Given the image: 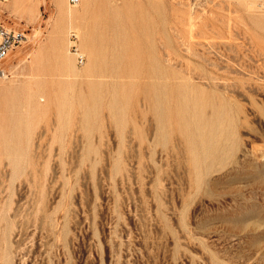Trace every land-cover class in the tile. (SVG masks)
Returning a JSON list of instances; mask_svg holds the SVG:
<instances>
[{
	"label": "rangeland",
	"instance_id": "1",
	"mask_svg": "<svg viewBox=\"0 0 264 264\" xmlns=\"http://www.w3.org/2000/svg\"><path fill=\"white\" fill-rule=\"evenodd\" d=\"M0 22L25 34L0 264H264V0H0Z\"/></svg>",
	"mask_w": 264,
	"mask_h": 264
},
{
	"label": "built area",
	"instance_id": "2",
	"mask_svg": "<svg viewBox=\"0 0 264 264\" xmlns=\"http://www.w3.org/2000/svg\"><path fill=\"white\" fill-rule=\"evenodd\" d=\"M68 4L74 6L77 5L81 0H67ZM69 38L71 39L70 49L72 53L75 54L78 63H83L84 55L78 49L76 45L77 34L75 31L69 32ZM25 39V34L23 32L10 29L6 27L2 22H0V76L7 77L8 71L4 69L3 61L8 55V53L18 44H20Z\"/></svg>",
	"mask_w": 264,
	"mask_h": 264
},
{
	"label": "bare ground",
	"instance_id": "3",
	"mask_svg": "<svg viewBox=\"0 0 264 264\" xmlns=\"http://www.w3.org/2000/svg\"><path fill=\"white\" fill-rule=\"evenodd\" d=\"M110 2V1H109ZM67 3H68V1H67ZM111 3V2H110ZM239 3H241V0H239ZM112 4V3H111ZM69 6H71V7H74V6H72V5H70V4H68ZM78 5V4H77ZM110 8H111V5H110ZM234 11L236 12V14H235V19H236V21H238L239 19H240V16H241V14H240V12H239V10L238 9H234ZM67 16H72V12L71 11H67ZM191 22V21H190ZM189 22V23H190ZM190 26V25H189ZM94 55V54H93ZM93 57V56H92ZM2 77V76H1ZM5 77V76H4Z\"/></svg>",
	"mask_w": 264,
	"mask_h": 264
}]
</instances>
